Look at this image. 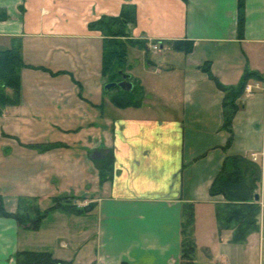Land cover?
<instances>
[{
	"label": "crops",
	"instance_id": "crops-1",
	"mask_svg": "<svg viewBox=\"0 0 264 264\" xmlns=\"http://www.w3.org/2000/svg\"><path fill=\"white\" fill-rule=\"evenodd\" d=\"M129 3L137 8L130 37L146 47L129 45L126 72L144 94L123 108L105 88V37L89 23ZM3 11L0 49L20 43L24 62L21 102L0 115L4 205L15 212L20 197L37 198L45 209L69 196L63 203L94 207L58 206L38 227L0 216V264H15L22 249L70 264H182L188 203L193 264H264V210L259 229L233 242L216 216L225 197L210 193L228 155L255 152L264 201V80H249L254 91L238 99L230 142L217 84L237 85L245 71L264 77V0H245L243 36L238 0H0ZM177 39L194 49L174 50ZM108 154L112 176L102 180L96 161Z\"/></svg>",
	"mask_w": 264,
	"mask_h": 264
},
{
	"label": "trees",
	"instance_id": "trees-1",
	"mask_svg": "<svg viewBox=\"0 0 264 264\" xmlns=\"http://www.w3.org/2000/svg\"><path fill=\"white\" fill-rule=\"evenodd\" d=\"M3 11L0 18H5ZM137 21V8L135 4H124L118 15H102L97 20L91 21L89 27L98 29L104 35L103 73L106 76V84L122 80L120 71L126 72V60L129 45L146 47L142 40L130 37L128 27ZM245 26V0H238V35L243 36ZM171 47L177 51L189 53L194 49V41L190 39H177L169 42ZM24 65L21 55L20 43L8 49H0V115L8 105H17L21 102V69ZM210 64L204 65V69L213 77ZM264 80V77L252 71H245L241 81L234 86H225L217 81L218 86L225 92L224 98V128L229 133L228 142L232 139L233 118L240 104L238 99L243 95L246 84L249 80ZM133 88L128 91L118 85L108 89L112 102L118 107L139 106L143 100V89L137 80L133 82ZM48 148L55 144H36ZM100 168V177L106 180L112 176L113 160L108 154L106 159L97 160ZM261 166L252 158L243 154L228 155L218 175L213 180L211 195H223L225 201L216 207V216L220 231L232 229V241H245L248 235L259 229L261 204L255 200L261 181ZM69 196L55 197L53 204L45 209L38 207L37 198L28 199L20 197L19 209L15 212L8 211L4 200L0 196V216L15 218L22 225L38 227L40 220L50 211L58 206L71 209L76 212H88L94 207L90 203L84 207H77L67 201ZM74 197H70L72 200ZM184 220L182 242V264H193L196 243L191 236V227L194 221V206L192 203L185 204L183 212ZM71 261L56 257L47 250H18L15 254V264H70ZM120 264H130L123 260Z\"/></svg>",
	"mask_w": 264,
	"mask_h": 264
},
{
	"label": "water",
	"instance_id": "water-1",
	"mask_svg": "<svg viewBox=\"0 0 264 264\" xmlns=\"http://www.w3.org/2000/svg\"><path fill=\"white\" fill-rule=\"evenodd\" d=\"M120 73L122 74V80H120L118 82H110V83H107L105 85V88L106 89H109V88H111V87H113L115 85H118L122 89L128 90V91H130L133 88V83L130 80L131 75L128 74L127 72H123V71H120ZM100 152L101 151H97L96 152V155L97 156H100L101 155ZM255 200H260V195L258 193L255 194Z\"/></svg>",
	"mask_w": 264,
	"mask_h": 264
},
{
	"label": "built area",
	"instance_id": "built-area-1",
	"mask_svg": "<svg viewBox=\"0 0 264 264\" xmlns=\"http://www.w3.org/2000/svg\"><path fill=\"white\" fill-rule=\"evenodd\" d=\"M153 48L158 49V45H154ZM244 90H245V92L251 93L252 91H254L253 84L247 83ZM251 157L253 160L256 161L257 160V153H255V152L252 153ZM260 204H261V209L264 210V201H260Z\"/></svg>",
	"mask_w": 264,
	"mask_h": 264
},
{
	"label": "rangeland",
	"instance_id": "rangeland-1",
	"mask_svg": "<svg viewBox=\"0 0 264 264\" xmlns=\"http://www.w3.org/2000/svg\"><path fill=\"white\" fill-rule=\"evenodd\" d=\"M126 65V69H127V63L125 64ZM111 94H113L114 92L113 91H111L110 92ZM185 236V235H184ZM191 236H192V234H191ZM193 238V237H192ZM193 240H194V238H193ZM195 241V240H194ZM195 243H196V241H195ZM196 249H197V244H196ZM196 251V250H195Z\"/></svg>",
	"mask_w": 264,
	"mask_h": 264
}]
</instances>
